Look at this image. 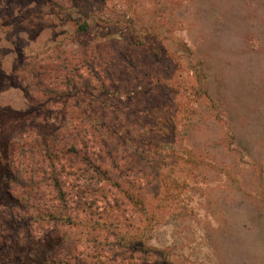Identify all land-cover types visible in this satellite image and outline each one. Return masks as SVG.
<instances>
[{
  "label": "rangeland",
  "instance_id": "1",
  "mask_svg": "<svg viewBox=\"0 0 264 264\" xmlns=\"http://www.w3.org/2000/svg\"><path fill=\"white\" fill-rule=\"evenodd\" d=\"M0 264H264V0H0Z\"/></svg>",
  "mask_w": 264,
  "mask_h": 264
},
{
  "label": "trees",
  "instance_id": "2",
  "mask_svg": "<svg viewBox=\"0 0 264 264\" xmlns=\"http://www.w3.org/2000/svg\"><path fill=\"white\" fill-rule=\"evenodd\" d=\"M43 4L49 5L51 7H58V8H63V6L66 5V3L69 2V0H42ZM53 53V54H52ZM48 55V59L51 60L49 61L52 63V66H54V62L57 60L59 56L57 55V52H52ZM38 62V67L36 68L35 66L31 67V74L33 75V78H35V84L32 85V92L36 91L40 95H45L46 93H53V92H58L56 86L50 85V87L44 85V81L41 77V72L44 71V68L40 67L43 66L45 63H43L41 58H38V55L35 56H30L27 58V63L31 61ZM36 68V69H35ZM39 69V70H38ZM50 68H48L49 71ZM31 92V91H30ZM63 130V129H62ZM22 136L18 137L15 141L18 143L16 147H14L13 151V159L11 161V167H10V172H9V182H8V188L11 189L14 192L19 191V189L24 192L27 190V188L33 184L38 182V177L36 176V162L38 159V155H45L48 154L49 157H51L50 149L53 147H56V151H58V145L53 144L50 145L48 144H42L39 147L36 146V142L40 144L39 139H33L32 144L27 143V137L29 135L25 134V128L23 129V133L21 134ZM56 132L52 134V137L55 138ZM75 141H73L70 145H67L69 149L74 148ZM66 145V144H64ZM71 147V148H70ZM52 150V149H51ZM74 151L75 148H74ZM50 179L54 182H57V177L55 175L50 176ZM59 187V186H58ZM24 199V203H27L28 201V196H20V198ZM27 201V202H25Z\"/></svg>",
  "mask_w": 264,
  "mask_h": 264
}]
</instances>
